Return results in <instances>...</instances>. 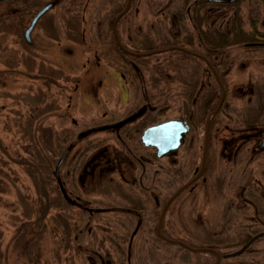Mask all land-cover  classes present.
I'll return each instance as SVG.
<instances>
[{"label": "rangeland", "instance_id": "1", "mask_svg": "<svg viewBox=\"0 0 264 264\" xmlns=\"http://www.w3.org/2000/svg\"><path fill=\"white\" fill-rule=\"evenodd\" d=\"M47 1H0V264H213V254L194 252L156 236L158 216L146 218V227L139 231L147 243L138 244L137 235L130 247L138 218L101 211L125 207V201L118 204L122 198L116 195L115 184L124 185L130 193L127 202L136 205L130 197L139 190L130 184L142 168H135L134 175L126 173L125 180L119 172L100 175L98 167L93 177L87 176L83 165L104 146L116 148L118 140L105 131L79 138L80 132L124 117L134 102L143 103V99L153 108L146 124L186 118L209 80L205 62L171 51L142 57L117 51L112 17L125 0H58L35 25L28 43L25 31ZM193 1L134 0L119 22L122 40L140 50L188 41L192 36L196 42L189 12L202 20L199 25L205 34L210 16L207 3L198 7ZM72 17L80 22L72 25ZM102 44L111 45L112 51ZM244 63V70L237 72L240 65H236L227 78L231 81L240 74L239 79H244L240 87L246 88L258 79L253 61ZM235 88L225 96L228 103L222 104L216 117L219 122L210 131L212 149L203 173L193 190L185 189L172 204L162 225L164 234L174 240L196 246L212 240L224 253L239 249L238 241L254 234V202L241 194L238 183L258 176L259 170L257 163L249 164L251 153L240 154L243 159L237 168L221 154V119L236 128L251 114L248 104L258 103H249V97ZM191 91L189 100L186 95ZM104 113L109 115L106 119ZM46 128L54 131V139H48L45 148L38 143L37 156L32 140L38 141ZM144 128L134 130V136L131 133L128 152L134 149L138 163L148 156L144 176L164 182L166 201L198 170L204 127L191 129L176 153L163 158L151 154V147L142 142ZM66 149L59 173L73 204L63 196L55 177L56 164ZM260 162L264 179V156ZM78 196L93 214L80 208ZM149 205L153 207L151 199ZM229 261L264 264V240Z\"/></svg>", "mask_w": 264, "mask_h": 264}, {"label": "flooded vegetation", "instance_id": "2", "mask_svg": "<svg viewBox=\"0 0 264 264\" xmlns=\"http://www.w3.org/2000/svg\"><path fill=\"white\" fill-rule=\"evenodd\" d=\"M49 1L52 0H48L47 2ZM207 4L209 7L210 18L208 23V29L206 30V44L208 47L207 59L209 60L211 66L208 65L206 69L208 72L209 80L206 82V86L204 89L207 90L208 93L211 95L212 86L217 83L220 87L219 97L222 96V93L224 94L223 103L225 105L226 103H228L226 102L227 99H225V96H228L233 86H236V92H242L243 94H246L249 97L247 98L249 103H252L254 101L258 102L256 106L254 104H252L251 106L248 104V112L250 111L251 114L249 115L248 113V118L239 122L241 125H239L238 123V127L236 128L234 126H230L228 121L225 123V120L223 121L221 119V154L224 156L225 159L231 160L233 164L232 168L238 167L240 159H243L240 154L244 153L252 154V156L249 158V164L251 162H254L258 165V176L254 177L253 179H241V182L238 183V188L240 189L242 195H244L246 198L247 196L250 198L252 197L254 202L252 204L254 211V226L252 229L254 234L251 237L245 236L243 238L244 242L242 245H245L252 237H256L253 243H259L260 240H264V179L263 177H260L263 174L261 173L260 160L261 157L264 156V0H207ZM45 14H47V12ZM70 19L72 21V25H75L77 22H80L74 17ZM100 24L101 22H99V25ZM97 37L100 36L97 35ZM102 45L103 48L107 49V51H112L111 45H107L108 47H106V45L104 44ZM95 56H99L97 51L95 52ZM248 60H252L255 64L257 70L256 78L258 79V83L256 82V85L254 86L249 85L248 87L243 88L240 87V84L244 82V79H239L240 74H237L238 77L235 76V78L231 81H229L227 77L230 72L236 68V65L241 66H238L239 69L237 67V72L238 70H244L246 66V63L244 62H248ZM248 74L250 73H247V75ZM140 76V79L142 81L143 77L141 74ZM250 77L251 76H248L246 78V81H250ZM143 100V103L134 102L133 105L131 104V112L126 114L124 117L120 119H111L107 123L96 126L104 127L124 121L133 116L139 110H141L142 107H146L145 111L139 117L132 121L124 123L120 126V128L99 130L98 132L105 131L117 138L118 144L115 146L117 149L114 147L112 148L104 146L101 150L98 151L97 154H95L94 157H91L82 167L83 174L85 173V175L90 177L94 176V170L96 169V167H98L100 175H103L105 173L109 174L119 172V174L121 175V179L123 180H125L126 173L129 172L134 175L133 173L135 168H142V172L139 175V178L135 176L133 179H131L130 184L131 186L136 187V189L139 190L136 192L137 194L132 195V197H130L132 200L136 201L137 206L133 205L131 201L127 202V199L130 200L128 197L130 193H127L125 191L126 189L124 188V185L115 184V193L117 196L122 198L118 200V202L120 203H117L123 204L122 201H125V207H120V205H117L115 206L116 210L108 209L107 211L103 209L101 211L107 213H113L114 211H118L119 214L122 213L126 215H135L138 218V224L133 229V232L129 237L131 241L129 242L130 247H132L136 236L141 234V232L139 231H142L144 227H146L144 225V223H146L145 219H149L151 216H154L153 218H155V216H158L159 218L166 207V203L170 200V198L174 195L176 191L175 190L165 201L163 193L164 182H154L152 178L150 179L144 176V170L145 165L148 162V156L146 158L143 155L140 163H138L137 157H133L132 155L134 149L131 148L129 150L130 154L128 152L127 139L131 138V133H133L134 136V130L138 131V128L140 129L141 127H143V125H145L146 128L152 124L157 123L153 122L151 124H146L148 123V114L150 112H153V108L150 107V103L147 100ZM198 101L199 98L196 96L194 98L193 104L195 105ZM108 116L109 115L107 113H104L103 119H106ZM217 122L219 121L217 120L215 122L214 127L216 126ZM141 136L142 132L140 134V138ZM210 149H212L211 146ZM147 152H149V150H147ZM150 153L156 155V149L154 147H151ZM126 179L129 181V178ZM205 179L206 178L202 177L201 180L205 181ZM64 182L67 183V179H64ZM187 182L188 180L181 184L179 188L181 186H184ZM195 185L196 184H192V188L190 187V185H188L184 189L188 188L190 189L189 191H192ZM248 186H251V188H248ZM138 195H140V197ZM176 198L177 196L171 200L172 202L168 203V206L164 211L165 214L170 211L172 203L175 201ZM77 199L78 201H80V196H78ZM149 199H151V202H153V207H150ZM246 201L248 202L250 201V199H247ZM82 204L83 202L80 201V208H82L84 211L89 212V214L94 213V210L90 212L88 210L89 207L85 204ZM139 205L140 207H138ZM153 208L158 211L157 215L155 214L157 211H155ZM180 210L181 208L178 207L177 212H179ZM249 232L252 231L249 230ZM138 240V244L147 243L145 236L140 235V238H138ZM136 245L137 243L134 244V246ZM260 263L261 261H259L257 264Z\"/></svg>", "mask_w": 264, "mask_h": 264}, {"label": "water", "instance_id": "3", "mask_svg": "<svg viewBox=\"0 0 264 264\" xmlns=\"http://www.w3.org/2000/svg\"><path fill=\"white\" fill-rule=\"evenodd\" d=\"M0 1H8V0H0ZM130 3H131V0H127V3H126V6L124 8L123 11H121L114 19L113 21V24H112V29H113V34L115 36V39L117 41V43L125 50L127 51L128 53L130 54H134V55H137V56H145V55H149V54H152V53H156V52H161V51H165V50H168L170 48H175V49H178V50H183V51H186V52H190L189 50L185 49V48H182V47H178V46H174V47H170V48H166V49H158V50H153V51H149V52H144V53H137V52H132L128 49H126L124 46H122L120 40H119V37H118V34H117V30H116V24H117V21L118 19L120 18V16H122L129 8L130 6ZM53 6V3H48L46 4L36 15L35 17L33 18L30 26L26 29L25 31V37L28 41H31V38H30V32L32 31L36 21L39 19V17L45 12L47 11L49 8H51ZM198 55L199 57L203 58L205 61H207V59L203 56V55H200V54H196ZM207 63H209L207 61ZM145 110V107H143L141 110H139L137 113H135L133 116H131L130 118L122 121V122H119L117 124H114V125H110V126H107V127H103V128H110V127H120L122 124L126 123V122H129L135 118H137L138 116H140L143 111ZM209 127H210V119L207 121V125H206V133H205V142H204V150H203V160H202V164H201V167L199 169V172L197 173V175L195 177L192 178L191 181H189V183L193 182L194 180H196L203 172V169H204V162H205V158H206V151H207V145H208V136H209ZM96 129H92V130H88L86 132H83L81 134V136H85L87 134H90L91 132L95 131ZM189 130V124L185 121V120H179V119H173V120H168V121H165L163 123H160V124H157V125H153V126H150L148 127L144 133H143V136H142V140L143 142L146 144V145H153V146H156L157 148V155L159 157L163 156V155H166V154H169L173 151H175L180 145H181V142L183 140V137H184V134ZM69 150V149H68ZM68 150H66V152L63 154V156L61 157V159L59 160L57 166H56V169H55V176L57 178V181H58V184L60 185V188H61V191L62 193L64 194V196L72 201V199L69 198V196L67 195L66 193V190L64 189L63 187V184H62V181L60 179V173H59V168H60V164L62 162V160L65 158ZM177 193H175L173 195V197L176 195ZM172 197V198H173ZM171 198V199H172ZM170 199V200H171ZM169 200V201H170ZM169 201L166 203V207L169 203ZM165 207V209H166ZM165 209L163 210V212L161 213L160 217H159V221H158V227H157V233L159 235H161L160 233V226H161V223H162V219H163V215H164V211ZM165 238V237H164ZM166 239V238H165ZM256 239V237H253L249 242H247L242 248L238 249L237 251H234L232 253H228V254H225L224 257L226 258H229V257H232V256H237L241 253H243L245 251V249ZM192 250L194 251H197V250H206L205 248H202V249H193ZM210 251H213L214 253H216V256H217V262L220 260L221 258V255L214 249H208Z\"/></svg>", "mask_w": 264, "mask_h": 264}, {"label": "trees", "instance_id": "4", "mask_svg": "<svg viewBox=\"0 0 264 264\" xmlns=\"http://www.w3.org/2000/svg\"><path fill=\"white\" fill-rule=\"evenodd\" d=\"M206 3H207V0H195V1H193V5H197L198 7H204ZM189 15H190V19L193 21V34L196 35V42H194V39H193V36H192L191 37L192 39L190 38V40H188V41H186V40H184V42H182V41H173V42H171L170 44H168L166 46H170V45H180V46H184V47H186V48H188L190 50L203 53V54H205L207 56V49H208V47H207V44H206V41H205L206 40V34L204 33V30L200 26L201 24L199 25V23L202 20H200V19H198L196 17L197 20H198L197 21L194 18L193 15L191 16L190 12H189ZM196 43H197V47L195 46ZM114 47L116 48L117 51H119L120 53L124 54L121 51V49L116 44H114ZM152 49H155V48H147L146 50H152ZM133 50L138 51L137 49H133ZM171 52H176V53L182 55L183 58H195L191 54H188V53H185V52H182V51L172 50ZM198 93L200 94L199 101L195 105H193L192 107H190L191 110L188 112V116L186 117V119L191 123L192 126H194V128H197L200 125L205 128V124H206V121H207V118H208L209 114L218 105V102H219V94H220V87H219V85L217 83L214 84L212 86V93H211V95L205 89L198 91ZM186 96L189 98V100L190 99L192 100V96H193L192 95V91H191L190 94H187ZM216 116H217V114L212 119L211 129H213L214 124H215V122L217 120ZM54 134H55L54 131H52L51 129L46 128V129H44V132H41L39 134V136H37V137H39V139H38L39 142L36 141L35 139L32 140L33 143H34V145H35V148L34 149L36 150V155L37 156H39L40 151H41V148H45L47 146L46 144H48V139H50V140L51 139H54ZM38 143H40L41 148H38V145H39ZM32 157H34V156L32 155ZM37 161H38V159H37ZM29 170L30 171H28V172L30 173V175L32 177H34L33 170H31V169H29ZM42 193L45 194V191L43 190ZM209 243H208V241L205 240V241L201 242L200 245L206 246L205 244H209V245H214V246H216V247H218L220 249V244L219 243H214L212 240H210ZM239 243H241V242L239 241L237 244H239ZM196 245L197 244H193L192 243V246H194V247H201L200 245L199 246H196ZM222 261L223 260H221L219 262V264H247L244 261H229V260H224V262H222ZM226 261H229V262H226Z\"/></svg>", "mask_w": 264, "mask_h": 264}, {"label": "bare ground", "instance_id": "5", "mask_svg": "<svg viewBox=\"0 0 264 264\" xmlns=\"http://www.w3.org/2000/svg\"><path fill=\"white\" fill-rule=\"evenodd\" d=\"M216 261H217V258H216ZM220 261H218L216 264H219Z\"/></svg>", "mask_w": 264, "mask_h": 264}]
</instances>
